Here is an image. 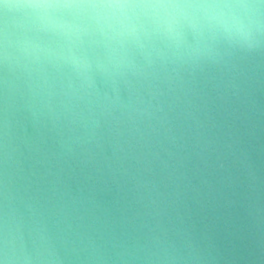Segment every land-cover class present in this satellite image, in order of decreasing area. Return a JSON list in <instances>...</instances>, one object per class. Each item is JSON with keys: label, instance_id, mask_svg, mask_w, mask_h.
<instances>
[{"label": "water", "instance_id": "95a60500", "mask_svg": "<svg viewBox=\"0 0 264 264\" xmlns=\"http://www.w3.org/2000/svg\"><path fill=\"white\" fill-rule=\"evenodd\" d=\"M0 264H264V0H0Z\"/></svg>", "mask_w": 264, "mask_h": 264}, {"label": "clouds", "instance_id": "9594fccd", "mask_svg": "<svg viewBox=\"0 0 264 264\" xmlns=\"http://www.w3.org/2000/svg\"><path fill=\"white\" fill-rule=\"evenodd\" d=\"M156 7H160L164 9L189 8V9H193L194 11L202 10L203 19L207 23H211L212 21H221L224 17L223 9L230 7V5L221 2H212V3H203V4H160V5H156ZM163 22L169 28H171L174 22V17L172 16L166 17Z\"/></svg>", "mask_w": 264, "mask_h": 264}]
</instances>
